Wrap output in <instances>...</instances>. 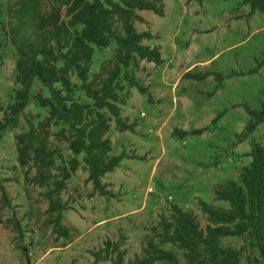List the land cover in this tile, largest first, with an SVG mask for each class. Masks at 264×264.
Instances as JSON below:
<instances>
[{"label": "rangeland", "instance_id": "374dc122", "mask_svg": "<svg viewBox=\"0 0 264 264\" xmlns=\"http://www.w3.org/2000/svg\"><path fill=\"white\" fill-rule=\"evenodd\" d=\"M120 1V0H114ZM164 15L152 10L139 13L138 31L150 30L155 36L145 44L160 46L163 63L140 60L123 68L118 92L124 100L121 114L135 122V130L120 131L114 120L107 136L113 149L110 156L125 153L121 164L103 177L111 194L94 193L88 180L84 154L67 187L54 194L66 209L61 214L67 234L56 232L57 212L49 209L48 190L29 180L35 169L18 162L16 135L27 131L49 114L35 98L21 116L17 127L9 126L0 137V264H114L97 261L95 253L107 241L122 242L125 263L142 255L154 228L173 214L177 204L193 212L201 226L208 221L201 201L219 208L229 202L215 195L218 184L240 180L241 168L251 161L253 141L264 145V122L245 134L250 118L247 107L261 108L264 99V11L250 14L245 0H162ZM7 0H0L4 9ZM0 105L12 103L16 91L17 55L0 28ZM117 43L95 47L90 79L97 85L112 66ZM128 70V75H125ZM134 75L147 88L143 93L131 87ZM75 95L92 103L73 73ZM47 88L36 80L34 95ZM110 115L107 110H102ZM3 111L0 110V120ZM64 123L53 124L48 135L50 147L58 150L57 175L74 156L68 142L59 137ZM6 190L12 206L2 200ZM22 225L19 235L9 219ZM243 237H224L225 247L238 248ZM174 251L180 262L183 252ZM104 253V252H102ZM115 257V254H113Z\"/></svg>", "mask_w": 264, "mask_h": 264}, {"label": "trees", "instance_id": "16d2710c", "mask_svg": "<svg viewBox=\"0 0 264 264\" xmlns=\"http://www.w3.org/2000/svg\"><path fill=\"white\" fill-rule=\"evenodd\" d=\"M245 2L250 5V14L264 11V0ZM142 10L165 13L162 0H7L4 9L0 7V28L15 48L20 84L14 101L6 107L0 105L3 111L0 137L9 126L19 125L33 98L40 106L49 108L43 120L34 123L28 119V130L16 135L18 162L28 166V171L35 169L29 180L40 186H52L48 190L49 209L57 212L55 231L64 235L67 229L61 214L67 207L54 194L63 191L77 171L80 165L77 155L84 154L88 180L94 193L100 195L111 194L103 177L126 157L125 153L110 156L113 145L107 136L111 120L120 131H134L136 126L121 114L119 104L124 100L117 86L123 68L128 69L132 62L140 60L163 63L160 46L144 43L155 35L136 28V21H145L139 13ZM113 41L117 43L113 64L96 85L90 79L95 47L106 48ZM3 45L0 40V50ZM73 73L81 80L80 87L92 103L76 98ZM36 80L49 90V95L41 90L32 94ZM129 84L143 93L147 90L132 74ZM247 109L248 135L264 122V99L259 110ZM60 123L66 126L58 135L68 142L74 156L67 166L60 167L61 175H57L54 170L59 168L58 150L50 147L48 135L51 126ZM249 156L251 161L241 168L240 180L229 179L214 190L217 199L229 202L228 208L200 202L209 221L204 227L193 212L173 204L172 217L164 218L154 228L142 255L125 263L126 249L122 248V242L108 240L106 247L95 253L96 260L111 259L114 264H264V145L253 141ZM1 197L6 206H12L4 188ZM9 220L12 229L22 235L20 221L14 217ZM224 237H243L244 242L238 248L225 247L221 243ZM165 244L182 250L184 262L179 261L174 251L164 248Z\"/></svg>", "mask_w": 264, "mask_h": 264}]
</instances>
